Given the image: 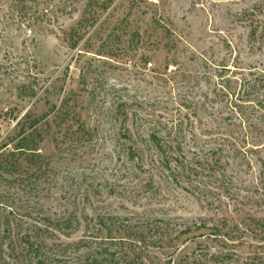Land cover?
Masks as SVG:
<instances>
[{"label": "rangeland", "instance_id": "374dc122", "mask_svg": "<svg viewBox=\"0 0 264 264\" xmlns=\"http://www.w3.org/2000/svg\"><path fill=\"white\" fill-rule=\"evenodd\" d=\"M88 1L97 3L0 0V146L26 113L66 98L95 130L92 145L73 153L55 147L59 132L47 128L44 172L0 183V264H106L122 252L136 264H177L199 249L234 251L224 264L264 258V86L246 95L254 77L234 68L264 75V40L250 41L244 16L264 0H107L108 9L96 4L95 23L81 25ZM74 28L83 36L76 46ZM226 143L238 148L222 156L237 194L222 201L212 200L209 174L187 181L163 166L170 145L190 160ZM73 212L80 224L68 228ZM225 220L222 231L243 238L223 244L210 234ZM201 222L209 226L202 236L179 235ZM128 227L147 234L144 250L133 251Z\"/></svg>", "mask_w": 264, "mask_h": 264}, {"label": "trees", "instance_id": "16d2710c", "mask_svg": "<svg viewBox=\"0 0 264 264\" xmlns=\"http://www.w3.org/2000/svg\"><path fill=\"white\" fill-rule=\"evenodd\" d=\"M98 2L99 0H97V3H94V1H88L86 5V11L89 15L82 18L81 25L85 24L90 19H92V22L97 21L96 4H102L101 8L108 9L112 3L107 2V0H103L102 3ZM244 16L247 17V20H249L248 35L250 41L257 42L264 40V5H256L252 10L244 13ZM167 34L172 35V33L170 34L169 30L167 31ZM135 35L136 36L133 37V40L140 38V33L138 31L135 33ZM81 38H83V36L80 33V28L72 29L70 39L74 40L73 46H76ZM174 46L175 45H171L169 41L165 44L167 51H172ZM222 65L225 67V69L229 71L231 70V67H228V65ZM169 67L170 64H166V69H169ZM234 68L238 69L241 73L247 72L246 75H252L254 77V79L251 81L247 80L244 82L245 88L248 89L244 92L246 95H251L256 90V82H258V84L260 83L261 86H264V75L255 73V70L258 69L257 67L250 66L248 68H243L241 66L235 65ZM262 71L264 72V68ZM232 72L234 73V71ZM165 74L166 73L161 72L158 73V75L161 76ZM164 78L167 77L164 76ZM228 94L233 96L231 92H228ZM70 102L71 100L66 98L63 100L60 106L57 104L52 105L47 109L46 112L39 116H32L31 114L26 113L23 117H21L17 123V126H19L18 132L11 137L10 141H7L0 146V183L3 180H12L16 183L24 184L25 182H30L32 177L40 176L44 172L46 166L49 165V160L45 159L39 144L44 140V135L48 133L49 129L55 128V130L59 132V135L54 139L55 147L58 149H65L66 147H69L70 152L74 153L80 148H87L88 146L92 145L95 137L94 128L90 127V125H88L83 119L78 106L75 104L72 105ZM259 102L260 100H258L257 104H261ZM44 120L46 121V124L49 125L43 130V128L40 127V123H42ZM47 128L49 129L47 130ZM222 129L223 128L221 127L219 130ZM228 132L232 137L235 130L231 129V131L228 130ZM178 144L179 146H182L181 143ZM194 148H196V146H194ZM175 149H178V147L170 145L168 147V151H172L167 152L165 150L164 153L167 152V156L165 159H163V166L172 170L171 172L174 178L178 179L181 177L182 179H187V181H190L192 178H197L202 174H209V176L212 178V181H210L211 185L209 181L207 182V185L210 186L209 191H213L214 196H216L214 197L215 199L213 198L212 200H217L216 198H219L220 201H222L223 197H232V195L237 194V192L234 191V188L229 184L231 179L228 178L226 173H224V167L222 163V156H227V153L228 155H236L238 152L237 147L233 148L230 144L226 143L223 144V148L210 149L206 151V153H204L202 150L194 151L193 154L199 156V158L193 157L194 159L190 160L183 152L179 153L178 155L175 154L173 151ZM218 152L219 156H217ZM224 152L226 153L222 155ZM199 153L200 155H198ZM22 159L27 162V167H24ZM170 164H172L173 167L170 166ZM202 183L205 182L199 181V184ZM71 214L74 216V221L70 219L66 220V225L69 226L68 228H72L74 222L80 224L77 213L73 212ZM99 224H101V220ZM226 226L227 224L225 220V222L222 223V227L214 226V229H212L210 234L214 235V238L217 237L216 234H221V237L218 236L220 238H217L223 244H227V241L233 240L235 238H243V234L235 235V233H233L234 230L231 228L226 232H223L222 230ZM73 227L76 228V226ZM235 228L238 230L237 226H235ZM202 229H209V226L206 222L196 224L194 229L191 225H186V228L182 229L179 235L190 234L186 239L195 240L196 238L202 236V233L197 234V232ZM149 230H152L154 233L158 232L161 237L166 235V232H168V228L162 225H152ZM246 230H249L253 236H258V233L255 229L247 227ZM123 231L130 242L131 248H134V252L136 251V248L138 249L136 252H138L144 250L143 248L148 246L147 234L144 231H133V227L124 228ZM138 245L145 246L138 248ZM197 252L200 253L196 254ZM208 254L209 253H207L206 250L199 249L198 251L193 252V257L185 256L177 264H208V259L214 264H224L236 257V253L234 251H226L225 253L220 252L218 254L212 253L209 254V256ZM263 260L264 258L261 257V255H257L243 260L242 264H264L261 262ZM106 264H136V261L130 257L129 253L122 252L117 257L110 259Z\"/></svg>", "mask_w": 264, "mask_h": 264}]
</instances>
